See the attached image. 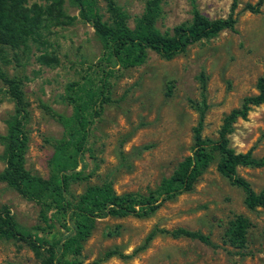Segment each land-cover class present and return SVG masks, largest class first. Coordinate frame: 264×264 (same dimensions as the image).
Wrapping results in <instances>:
<instances>
[{
    "label": "rangeland",
    "instance_id": "374dc122",
    "mask_svg": "<svg viewBox=\"0 0 264 264\" xmlns=\"http://www.w3.org/2000/svg\"><path fill=\"white\" fill-rule=\"evenodd\" d=\"M114 1L131 29L148 0ZM236 1L232 16L237 21L232 31L223 30L194 43L168 60L148 51L141 65L115 73L109 81L108 101L89 134L93 161H88V170L93 168L92 172L86 180L71 185L74 195L105 180L116 194L145 195L154 190L189 155L195 109L201 107V83L207 106L202 136L209 139L216 138L229 111L238 108L244 97L256 94V80L264 70V3L258 14H250L241 8L255 0ZM190 2L208 19H224L229 13L230 0H160L154 29L169 34L173 27L188 24ZM96 4L105 19L102 0ZM62 11L75 19L44 32L45 46L27 43L12 49L0 44V72L20 82L28 105L24 167L41 178L49 175L48 161L62 132L55 115L71 113L66 86L80 81L103 54L93 29L77 18V10L67 0H63ZM42 53L55 56L57 63L50 67L38 64L36 57ZM12 115L13 103L0 82V172L5 125ZM228 141L236 153L249 152L255 159L264 156V104L252 107L244 120L235 121ZM143 146L148 148L141 150ZM120 154L125 160H120ZM236 173L255 192L264 188V169L237 167ZM3 207L21 233L45 234L38 206L0 181ZM235 215L250 223L242 251L223 242V231ZM177 228L207 236L214 247L160 233L145 243L153 230ZM108 252L116 254L107 256ZM79 259L80 264H264V208L247 210L242 192L212 163L189 192L164 202L147 217L96 220ZM0 264L40 263L24 243L0 238Z\"/></svg>",
    "mask_w": 264,
    "mask_h": 264
},
{
    "label": "trees",
    "instance_id": "16d2710c",
    "mask_svg": "<svg viewBox=\"0 0 264 264\" xmlns=\"http://www.w3.org/2000/svg\"><path fill=\"white\" fill-rule=\"evenodd\" d=\"M0 0V44L10 48L39 47L47 44L43 33L50 28L69 25L75 17L62 11L63 0ZM77 10V18L89 24L99 40L103 54L93 69L88 68L80 81L69 84L65 100L71 107L68 117L55 115L62 128L61 136L53 145L49 158V175L41 178L24 167V155L28 138L24 125L28 120V105L15 78H7L0 72V82L6 88L13 103V115L6 121L3 136L4 167L0 181L12 188L20 197L36 204L38 218L45 234L21 233L9 211L0 209V238L24 243L38 258L40 264H80V251L90 236L96 220L104 218H144L153 214L166 201L189 192L206 169L215 163L216 171L238 188L243 194L247 210L264 208V188L255 192L249 183L238 176L237 167L264 169V156L255 159L249 152L236 153L229 146L228 136L236 120H244L249 110L264 104V70L255 84L256 94L244 97L238 108L229 111L221 121L215 139L202 136L205 110V86L200 84L201 107L196 108L197 120L191 130V146L186 156L158 186L145 195L135 193L116 194L109 180L88 185L74 195L72 184L89 178L93 161L88 146L89 134L100 109L108 101L109 81L120 70L141 65L147 52H154L164 59L182 54L194 43L215 37L223 30L232 31L236 17L232 12L236 0H230L229 13L224 19H208L201 15L190 2V22L160 34L153 23L159 16L160 0L145 2L140 17L130 29L127 17L114 0H102L106 18L99 12L96 0H67ZM41 2L42 4H37ZM264 0L245 3L241 12L258 14ZM40 65L50 67L57 63L56 57L42 53L36 57ZM147 146L140 149L145 150ZM120 160H125L120 154ZM249 221L242 215L233 216L223 231V242L237 251L246 244ZM156 233L171 237H184L214 247L209 238L198 232L177 228L171 231H151L145 243ZM48 235H52L48 237ZM108 252L106 255H114Z\"/></svg>",
    "mask_w": 264,
    "mask_h": 264
}]
</instances>
